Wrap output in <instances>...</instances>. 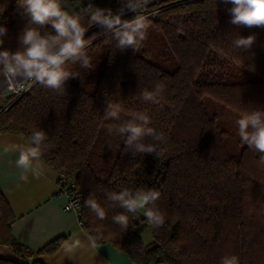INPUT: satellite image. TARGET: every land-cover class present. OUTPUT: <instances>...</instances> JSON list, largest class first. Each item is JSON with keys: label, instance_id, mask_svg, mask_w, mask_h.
<instances>
[{"label": "trees", "instance_id": "trees-1", "mask_svg": "<svg viewBox=\"0 0 264 264\" xmlns=\"http://www.w3.org/2000/svg\"><path fill=\"white\" fill-rule=\"evenodd\" d=\"M90 2L114 13L121 7L119 0H64V5L83 14ZM230 7L223 0H157L148 6V12L158 11L149 17L147 39L136 52L117 50L99 25L85 21L92 69L69 64L79 76L67 81L66 94L35 82L6 98L0 110V133L27 140L34 130L46 133L40 156L74 184L85 231L91 237L103 233L93 241L112 244L134 264H219L225 255L238 256L240 264H264V165L243 144L230 154L231 132L207 104L217 101L239 116L264 108V28L232 25ZM26 22L17 0H0V23L8 29L3 48L17 49ZM41 31L54 30L49 25ZM253 34L250 50L233 47L238 35ZM157 82L165 85L160 103L144 102L141 93ZM107 104L119 106V121L104 120ZM135 111H146L150 126L164 134L162 142L145 141L157 143V154L126 152L122 137L109 133V124ZM141 187L161 193L157 207L165 222L153 228L138 212L129 215L125 231L112 221L123 210L111 206L105 193ZM90 195L105 207L104 221L85 207ZM16 219L0 188V245L24 258L0 256V264H45L40 257L57 252L67 238L35 250L14 235ZM144 229L152 241L144 240Z\"/></svg>", "mask_w": 264, "mask_h": 264}, {"label": "clouds", "instance_id": "clouds-1", "mask_svg": "<svg viewBox=\"0 0 264 264\" xmlns=\"http://www.w3.org/2000/svg\"><path fill=\"white\" fill-rule=\"evenodd\" d=\"M121 7L118 12L93 6L90 2L87 8L80 12L66 10L64 0H17V7L22 9V15L27 22L18 36V47L15 51L3 48L8 29L0 23V73L8 77L21 75L26 79L39 83L42 87L54 92L66 94V83L79 73L71 71L67 65L79 64L82 68L92 69L87 53L89 41L85 39L88 28L85 25H99L103 31L115 41L117 50L123 52L131 48L134 52L147 39L149 27L148 6L151 0H119ZM230 4L227 9L230 23L237 27L264 28V0H223ZM126 11L134 15L123 18ZM54 31H44L46 26ZM256 41V36L238 35L232 42L233 47L240 51H248ZM250 70L254 71V67ZM165 85L157 82L153 90L145 89L141 93L144 102L159 104ZM104 120H120V108L107 104L104 110ZM152 121L146 111H135L130 118L118 125L109 124L108 131H115L122 137L124 150L133 155L155 153L157 143H146L151 138L154 142H162L166 138L162 132L151 127ZM237 134L241 143L248 149L259 154V163L264 165V108L256 107L244 111L236 120ZM47 135L43 130H34L26 144L17 146V167L35 168L38 163ZM111 206L123 211L112 217L113 223L125 231L129 227V215L136 216L143 210V216L153 228H160L165 222L164 213L157 207L161 193L152 188H124L120 191L105 193ZM97 220L107 218L105 207L90 195L84 201ZM90 239L102 240L103 233H97ZM80 244L73 240L65 245L66 255H72ZM219 264H240L236 255H225Z\"/></svg>", "mask_w": 264, "mask_h": 264}, {"label": "crops", "instance_id": "crops-1", "mask_svg": "<svg viewBox=\"0 0 264 264\" xmlns=\"http://www.w3.org/2000/svg\"><path fill=\"white\" fill-rule=\"evenodd\" d=\"M27 142L18 133H0V188L17 215L13 224L17 239L37 250L60 236H67L57 252L40 257L45 264H134L112 244H96L83 228L80 215L65 209L67 198L60 190L62 174L58 170L41 156L35 168L17 167L16 148ZM73 240L78 241L80 247L72 255H66L65 245ZM0 256L24 260L2 245Z\"/></svg>", "mask_w": 264, "mask_h": 264}, {"label": "rangeland", "instance_id": "rangeland-1", "mask_svg": "<svg viewBox=\"0 0 264 264\" xmlns=\"http://www.w3.org/2000/svg\"><path fill=\"white\" fill-rule=\"evenodd\" d=\"M154 2L156 1H152V3ZM155 10L156 12L158 11L157 8ZM34 83L35 82L26 79L23 80L21 86H17L16 88H12V89H7L4 88V84H2L0 81V95H2L4 98L5 97L8 98L9 96H13V98H16L18 94L27 91ZM207 104L209 106L208 108L210 109V111L212 113L216 112L217 115H219V119L222 125L227 127L228 130L231 132L232 138L228 144V150L230 154L236 155L239 152V149H237L238 145L242 144L240 137L237 134V126L235 123L240 116L234 110L224 107L222 104L218 103L217 101L207 99ZM140 212H143V210H141ZM140 233L146 242L153 240L152 234L149 229H144Z\"/></svg>", "mask_w": 264, "mask_h": 264}, {"label": "built area", "instance_id": "built-area-1", "mask_svg": "<svg viewBox=\"0 0 264 264\" xmlns=\"http://www.w3.org/2000/svg\"><path fill=\"white\" fill-rule=\"evenodd\" d=\"M151 4V3H150ZM131 11L125 12V14L129 13ZM124 14V15H125ZM149 17H156V11L154 12H149ZM24 93V92H22ZM6 97H3V100H0V110L4 106V101ZM59 186L61 192H63L67 198L66 203H65V209L69 211H75L79 215L81 214V198L80 196L74 191V184L70 181H68L65 177H61L59 180Z\"/></svg>", "mask_w": 264, "mask_h": 264}, {"label": "bare ground", "instance_id": "bare-ground-1", "mask_svg": "<svg viewBox=\"0 0 264 264\" xmlns=\"http://www.w3.org/2000/svg\"><path fill=\"white\" fill-rule=\"evenodd\" d=\"M23 80H26V78L21 75L8 77L2 73L0 74V81L2 84H4V88L7 89H12V88H16L17 86H21Z\"/></svg>", "mask_w": 264, "mask_h": 264}, {"label": "water", "instance_id": "water-1", "mask_svg": "<svg viewBox=\"0 0 264 264\" xmlns=\"http://www.w3.org/2000/svg\"><path fill=\"white\" fill-rule=\"evenodd\" d=\"M153 1H157V0H153ZM151 3H152V1H151ZM91 31V30H90ZM90 31H87V33L86 34H88ZM1 74V73H0Z\"/></svg>", "mask_w": 264, "mask_h": 264}]
</instances>
